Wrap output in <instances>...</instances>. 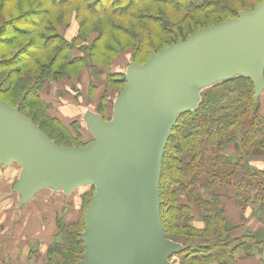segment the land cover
<instances>
[{
	"label": "trees",
	"instance_id": "16d2710c",
	"mask_svg": "<svg viewBox=\"0 0 264 264\" xmlns=\"http://www.w3.org/2000/svg\"><path fill=\"white\" fill-rule=\"evenodd\" d=\"M253 2L262 0H242L241 4L249 9ZM236 3L0 0L2 27L13 25L5 35L0 29V48L5 50L12 44L17 46L16 56L24 54L20 60L0 58V101L18 109L56 145L80 142L76 122L67 129L57 118L47 117L49 107L41 100L46 84L70 77L66 70L88 59L95 65L93 61L100 58L108 68L112 56L128 46L133 50L132 57L150 56L198 30L236 16ZM10 11L18 15L13 17ZM70 21L76 24V34L68 40L62 34ZM22 27L31 30L21 31ZM87 27L92 29L88 28V33L84 30ZM17 28V34L12 32ZM91 34L93 39H89ZM20 40H24L21 45ZM88 40L91 42L85 48L77 45ZM73 50L82 54L81 59L73 57ZM40 54L43 58L50 54L49 60L41 62ZM125 76L115 82L125 83ZM42 116L59 128L55 136L36 122L35 118ZM57 137L67 145L59 144ZM227 147L233 148L234 159L226 155ZM254 162H264V91L256 97L251 81L241 76L201 91L197 106L178 116L162 156L160 220L165 238L183 249L169 258L172 264H234L239 256L251 258L264 251V228L236 237L237 227L225 218L223 208L224 201L231 199L243 213L250 210L251 217L264 224V169L253 168ZM60 216L54 219L56 232L45 253L46 264H76L84 254L83 222L63 224Z\"/></svg>",
	"mask_w": 264,
	"mask_h": 264
},
{
	"label": "water",
	"instance_id": "95a60500",
	"mask_svg": "<svg viewBox=\"0 0 264 264\" xmlns=\"http://www.w3.org/2000/svg\"><path fill=\"white\" fill-rule=\"evenodd\" d=\"M264 0L215 26L198 30L130 64L110 121L88 112L92 141L83 148L58 146L18 109L0 101V167L21 172L12 191L18 208L40 190L69 195L95 192L83 219L78 264H170L180 245L165 238L158 183L163 151L184 112L200 92L241 76L254 94L264 91ZM201 85H210L197 93Z\"/></svg>",
	"mask_w": 264,
	"mask_h": 264
},
{
	"label": "rangeland",
	"instance_id": "374dc122",
	"mask_svg": "<svg viewBox=\"0 0 264 264\" xmlns=\"http://www.w3.org/2000/svg\"><path fill=\"white\" fill-rule=\"evenodd\" d=\"M241 1L242 0L240 1L237 0V3L235 5L237 13L244 12L247 10L251 11L254 7L260 4V2L258 3L253 2L252 7L247 9L248 7H243V4H241ZM244 9H247V10H244ZM10 12H11V16L14 15L13 17L18 15L14 13L13 11H10ZM234 17L236 16L233 15V17H229V18H234ZM2 26H3V22H0V29H2L1 35L8 34L11 31L10 28L11 27L13 28V25H10L8 28H6V26H4L3 28ZM72 26L76 29V24L73 21H70L69 26H68V28H70L69 31L72 30ZM88 28L89 27L84 28L86 33H88V30H92L91 27L89 29ZM19 29L21 31L23 29L31 30L30 28H23V27ZM17 31H18V28L16 31H12V32H15L17 34L18 33ZM65 34H62V35L64 36ZM116 35L119 36L118 34ZM89 37H90L89 39H93L94 34H91ZM26 39H29V37L25 38V40ZM120 39L125 40L122 37H120ZM126 41L128 42V40ZM23 42L24 40H20V45L23 44ZM90 42H91L90 40H88L87 43H83L80 41L79 43H77V45L82 46V48H85V46H88ZM9 46L5 48V50H2L0 48V51L2 50L0 53V58H16L17 57L18 60L23 59L24 54H21L20 56H16L17 46H13L12 44ZM128 47L129 49L125 48L124 51H119L116 55L112 56V60H111L112 64L108 68L106 66H103V61L100 58L93 61L95 65H92V62H91L92 60L88 59V60H85L84 63H81V65L75 66L74 68H70L66 70L70 77L63 76L62 79H58L57 81H52L46 84V86L43 88L41 92V98L43 94L44 98L48 102H50L48 104L44 102L43 98L41 99L46 104V106L49 107V110L47 111V115H48L47 117L57 118L60 121L61 126H63L64 128L66 127L67 129H70L69 124H71L72 122H76L75 129H78L80 133V142L71 141L69 145H67L66 142H63L61 139H58L57 137L56 140L59 144L67 145L64 147L79 148L81 145H84L83 147H85L89 142L92 141V138L90 134L88 133V131L86 130V126L83 120L84 115L88 112L94 114L95 116H99L103 121L111 120L113 104L125 84L124 82L118 83L115 81H119V79H121L120 77L124 78L126 70L131 63L142 65L143 62L144 61L146 62L150 57V56L146 57L145 54H141L139 57H132L133 50L130 49V46ZM49 55L50 54H48L47 56L43 58L44 55L40 54L38 56V60H40L41 62H44V61L47 62L50 58ZM72 55L74 58H77V59H81L82 57V54L80 52L74 51V50L72 52ZM89 64L91 65L92 69L90 68ZM29 68H31V66ZM76 75L78 76V78H73ZM208 86L210 85H201L200 87L197 88V93L201 89L206 88ZM68 90L74 93L76 102L78 98L80 99L83 109H81L80 105H77V108L80 110V113L77 115L78 117L77 120L68 121L70 119L65 118V121L64 120L61 121L58 117H56L57 107L54 109L53 106L54 105L56 106V103L59 102L58 100L60 99V98L57 99L56 96L58 97L65 96L66 94H68ZM50 93L52 95H50ZM53 95H56V96L54 97ZM60 105L61 103L59 102L58 106ZM60 107L62 108L63 106H60ZM45 117L46 116H42L39 119L35 118V120L37 123L41 125L42 129L46 133H48L51 136H55L56 131L59 130V128L56 125L50 124V122H48V120H46ZM69 131L73 136L74 133L71 130ZM59 146H62V145H59ZM13 186L10 189L12 197L13 199H19L18 194L12 191ZM94 192L95 190L91 189L88 186L83 187V188H77L73 190L69 195H65L63 192H52L50 189H43V190L38 191L33 196L32 199H35L36 203L40 199H43L42 201L43 209L47 212H51V210L54 211L57 209L58 210L57 214H61L60 217L63 221L62 222L63 224L64 223L72 224V223H76V221H79V220L82 223L84 219L86 207H87L86 204L87 203L89 204V202L91 201L93 197ZM86 194L88 195V197H86ZM83 199H85L84 206L82 204ZM43 261L44 262L42 264L46 263L47 262L46 258H44ZM79 262H81V260ZM169 263L172 264L170 260H169Z\"/></svg>",
	"mask_w": 264,
	"mask_h": 264
},
{
	"label": "crops",
	"instance_id": "0c3cea01",
	"mask_svg": "<svg viewBox=\"0 0 264 264\" xmlns=\"http://www.w3.org/2000/svg\"><path fill=\"white\" fill-rule=\"evenodd\" d=\"M69 29L66 28L63 32V34L67 32L64 37L68 40L76 33L73 26L72 30ZM42 98L44 102L50 103L43 94ZM56 98H60L58 101L61 103L60 106H63L62 108L58 106L59 102L53 106L54 109L57 107L56 117L61 121H65V118L70 119L68 121L77 120L80 113L77 105L83 109L80 99L78 98L76 102L74 93L69 90L65 96ZM225 153L234 159L232 147H227ZM251 166L263 170L264 162H254ZM20 172L16 164L0 167V264H42L46 250L54 239L56 232L54 219L58 215V210L45 211L43 199L37 203L32 199L18 208V199H13L10 189L18 180ZM223 204L225 218L237 227L236 237L256 232L260 227L264 228V224L251 217L250 210L243 213L231 199L225 200ZM194 215H197L196 210ZM242 218L245 221L241 220ZM234 264H264V251L251 258L239 256Z\"/></svg>",
	"mask_w": 264,
	"mask_h": 264
}]
</instances>
